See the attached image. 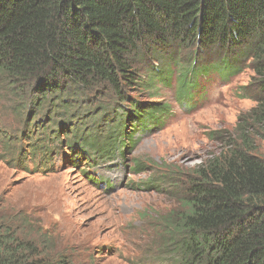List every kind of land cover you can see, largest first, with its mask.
<instances>
[{"label":"trees","instance_id":"trees-1","mask_svg":"<svg viewBox=\"0 0 264 264\" xmlns=\"http://www.w3.org/2000/svg\"><path fill=\"white\" fill-rule=\"evenodd\" d=\"M245 68L254 72L244 90L256 106L220 139L221 153L189 175L184 213L166 224L176 264H264V157L251 138L264 141V0H0V79L20 100L36 96L34 122L49 109V117L79 120L78 101L92 91L106 89L120 102L113 129L99 131L111 115L101 105L93 116L81 111V132L67 133L70 161L80 153L94 170L173 114L170 105L139 102L128 91H172L190 112L212 82L228 84ZM32 144V154L50 158L45 141ZM18 159L25 160L20 152ZM40 250L0 220V264H66Z\"/></svg>","mask_w":264,"mask_h":264},{"label":"rangeland","instance_id":"rangeland-1","mask_svg":"<svg viewBox=\"0 0 264 264\" xmlns=\"http://www.w3.org/2000/svg\"><path fill=\"white\" fill-rule=\"evenodd\" d=\"M253 77L252 69L245 68L228 84L212 82L190 112L176 104L172 91L161 90L160 96L139 93V88L128 91L139 102L170 105L173 114L163 129L136 135L132 148L127 139L121 156L99 163L96 170L85 165L80 153L75 163L70 161L74 151L66 146V137L70 130L81 132V111L93 116L101 105L111 115L97 125L99 131L113 129L122 109L110 91H92L80 98L79 120L56 112L49 117V109L34 122L37 108L31 103L36 96L25 94L20 100L0 79V220L19 238L36 242L54 261L176 264L167 255V221L184 213L189 175L221 153L225 141L220 139L232 136L240 118L256 106L244 90L251 88ZM153 97L158 98L149 99ZM54 118L56 126L51 127ZM42 126L49 128L47 134ZM54 131L58 140H50ZM251 138L257 154L264 157V141ZM35 140L47 143L48 160L32 154ZM8 149L13 153L7 154ZM19 152L25 158L21 162Z\"/></svg>","mask_w":264,"mask_h":264}]
</instances>
